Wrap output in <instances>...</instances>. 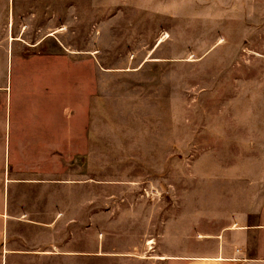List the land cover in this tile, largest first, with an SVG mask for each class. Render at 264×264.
<instances>
[{"label": "rangeland", "instance_id": "rangeland-1", "mask_svg": "<svg viewBox=\"0 0 264 264\" xmlns=\"http://www.w3.org/2000/svg\"><path fill=\"white\" fill-rule=\"evenodd\" d=\"M8 73L12 135L46 140L13 219L55 222L0 264H168L259 218L264 0H0Z\"/></svg>", "mask_w": 264, "mask_h": 264}, {"label": "crops", "instance_id": "crops-1", "mask_svg": "<svg viewBox=\"0 0 264 264\" xmlns=\"http://www.w3.org/2000/svg\"><path fill=\"white\" fill-rule=\"evenodd\" d=\"M11 65H13L12 61H10V68ZM15 109L20 112L22 107ZM10 112L11 82L8 73L5 75V85L0 87V248L4 253V257L13 249V226L49 227L55 222V220L25 222L13 219L11 204L12 185L17 183L21 185L42 184L43 181H40V179L43 175V162L34 159L35 156L33 158L27 151L29 148L43 146L46 140H32V144H26L28 149L24 151V144L21 141L22 136L18 133H13L12 135V130L16 129L18 131L20 124L11 122ZM19 121L17 120V122ZM13 145L14 148L20 147L25 155L20 154V158H13ZM26 158L32 161L33 164L28 169L30 173L24 175L23 171L26 168L23 162ZM13 176L15 179H13ZM261 200L257 221L247 218L246 214L243 219L230 225L226 230V236L225 234L218 236L219 241L212 253L189 254L187 250H184L175 255L165 254V256H159L163 258L158 257V259L167 261L168 264H264V198Z\"/></svg>", "mask_w": 264, "mask_h": 264}]
</instances>
